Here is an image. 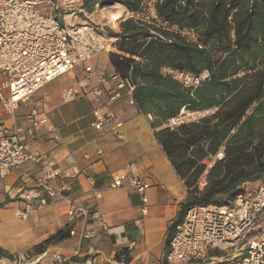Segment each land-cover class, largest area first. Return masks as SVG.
Returning a JSON list of instances; mask_svg holds the SVG:
<instances>
[{
	"label": "trees",
	"instance_id": "1",
	"mask_svg": "<svg viewBox=\"0 0 264 264\" xmlns=\"http://www.w3.org/2000/svg\"><path fill=\"white\" fill-rule=\"evenodd\" d=\"M143 2L86 0L85 7L120 3L137 12ZM157 13L163 23L128 17L107 34L118 38L110 53L116 72L135 85L137 108L152 116L156 137L188 189L174 228L189 206L231 204L244 183L264 179V0H160ZM166 68L208 76L185 85ZM183 110L203 114L167 125ZM68 236L69 227L29 253L42 255Z\"/></svg>",
	"mask_w": 264,
	"mask_h": 264
},
{
	"label": "built area",
	"instance_id": "2",
	"mask_svg": "<svg viewBox=\"0 0 264 264\" xmlns=\"http://www.w3.org/2000/svg\"><path fill=\"white\" fill-rule=\"evenodd\" d=\"M159 1L144 0L137 12L125 9L123 13L126 16L122 19L131 17L163 23L157 13ZM85 2L0 0V105L3 107L0 111V180L13 170L20 169L23 164L37 161L39 152L33 149V144L47 135L44 129L47 120L36 119V112H32L29 119L31 127L24 132L22 128L15 130L9 125L8 121L15 118L17 108L31 102L34 94L48 83L90 61L95 55L112 51L115 46L117 37L108 35L91 18H82L83 14H87ZM185 33L196 37L194 32ZM165 70L174 73L185 85L199 84L208 76V73L195 77L167 68ZM93 76L101 85H106L111 78L119 79L118 86L125 89L130 103L136 105L133 98L135 85L122 79L116 70L110 78L102 73H88V77ZM111 90L109 87L96 88V101L99 102L104 94L112 93ZM86 92L84 87L71 86L62 90L61 97L64 101H71L84 96ZM93 114L95 118L91 124L94 128L124 138L118 131L121 122L110 127V122L116 118L114 111L103 112L97 107ZM184 114L187 112L183 110L180 116L170 119L167 125L174 126L184 121ZM97 154L101 157L104 151L99 149ZM223 156L221 149L216 157ZM68 162L71 177L85 175L97 197H101L106 188L133 189L141 195L143 214L148 212L147 190L151 183L136 163H129L126 172H114L108 186L96 188L95 179L72 155L68 156ZM43 166V173L36 178L34 185L8 190L12 199L24 203L16 211L20 219L27 220L35 211L51 203L65 201L69 205L67 216L70 235H78L81 240L93 239L101 231L111 229L99 209L90 210L68 193L69 187L61 172L51 163L45 162ZM24 175L29 174L24 172ZM211 249L224 250L228 256L212 255ZM52 259L58 264H66L69 260L59 251L53 252ZM166 260L168 264H264V179L260 180L255 190L239 193L231 204L189 206L170 240Z\"/></svg>",
	"mask_w": 264,
	"mask_h": 264
},
{
	"label": "crops",
	"instance_id": "3",
	"mask_svg": "<svg viewBox=\"0 0 264 264\" xmlns=\"http://www.w3.org/2000/svg\"><path fill=\"white\" fill-rule=\"evenodd\" d=\"M111 50L95 55L90 61L48 83L34 94L31 102L21 104L15 118L8 121L15 130L22 128L24 132L31 127L32 112H36V119L47 120L44 127L47 135L33 144V149L39 152L38 160L23 164L0 180V252L12 254L16 261L29 256L37 243L68 228L67 202L51 203L23 220L16 214L24 205L23 201L8 195L11 188L34 185L47 162L64 175L68 193L90 210L99 209L111 229L101 231L93 239L81 240L78 235H70L50 246L39 258L44 260L40 264H53L55 251L74 259L75 262L70 264H168L166 254L179 222L174 228L172 225L183 212L188 189L156 137L151 126L152 116L140 112L130 103L125 89L118 86L120 80L111 78L106 85H101L96 76L88 77L89 72L111 77L115 68L110 53L117 49L113 46ZM71 86L84 87L87 92L74 100L64 101L62 90ZM99 87H109L112 93L104 94L97 102L94 90ZM97 107L103 112H115L116 118L110 122V127L121 122L118 131L124 135L123 139L92 126L93 110ZM99 149L104 151L101 157L97 154ZM69 155L95 179L96 188L108 186L114 172H126L129 163H136L151 183L147 190L148 212L143 214L141 195L133 189L106 188L102 196L97 197L85 175L71 177ZM24 172L29 175L25 176ZM259 182H246L244 189L253 191ZM210 253L228 256L221 249H211Z\"/></svg>",
	"mask_w": 264,
	"mask_h": 264
},
{
	"label": "rangeland",
	"instance_id": "4",
	"mask_svg": "<svg viewBox=\"0 0 264 264\" xmlns=\"http://www.w3.org/2000/svg\"><path fill=\"white\" fill-rule=\"evenodd\" d=\"M115 4V3H114ZM114 4L112 5H108V6H101L100 4H95L94 8L92 10H89L88 8H86V12L87 14H83L82 18H91L92 20H94L95 22H97L99 24V27L103 29V31H105L107 33V31L109 29L114 30V31H118L119 30V23L120 20H122V18L124 16H126L124 13H122V15L120 17H118L117 15L119 14V12H121V10H117L114 9L112 6H114ZM43 8V7H41ZM126 9V7H125ZM187 114H184V116H182L183 120H192L197 118L199 115H202L203 113H198V112H188L186 111ZM222 151L220 152V155H222ZM258 181V180H257ZM254 181V182H257ZM204 185V181L202 182ZM250 184H253V182H250ZM43 256L42 255H38V256H34L33 255H29V256H25V259L22 260H17L16 258L10 259L8 257L5 256H0V264H4V263H12V264H40L41 262H44L43 259L39 260V258ZM75 262L74 259L72 260H68L66 262V264H70ZM53 264H57L56 262H53Z\"/></svg>",
	"mask_w": 264,
	"mask_h": 264
},
{
	"label": "bare ground",
	"instance_id": "5",
	"mask_svg": "<svg viewBox=\"0 0 264 264\" xmlns=\"http://www.w3.org/2000/svg\"><path fill=\"white\" fill-rule=\"evenodd\" d=\"M114 9L117 10H121V12H119V14L117 15L118 17H120L122 15V13L125 11V7L120 4V3H116L114 6H112ZM70 16H68V20H69Z\"/></svg>",
	"mask_w": 264,
	"mask_h": 264
}]
</instances>
